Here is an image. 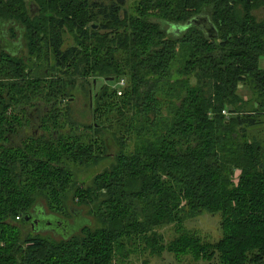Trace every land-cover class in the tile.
I'll return each mask as SVG.
<instances>
[{"label":"trees","instance_id":"obj_1","mask_svg":"<svg viewBox=\"0 0 264 264\" xmlns=\"http://www.w3.org/2000/svg\"><path fill=\"white\" fill-rule=\"evenodd\" d=\"M261 8L264 0H138L130 9L126 0H0V35L24 41L20 53L0 51V264H129L166 252L264 264ZM204 15L216 38L197 24L177 30ZM110 77L126 86L122 95L105 83L92 90L91 135L66 132L63 102ZM39 104L46 129L13 144L24 111ZM105 161L90 185L77 181V168ZM40 196L62 217L71 197L96 224L65 239H21L12 222L33 215ZM206 213L220 214V240L185 228Z\"/></svg>","mask_w":264,"mask_h":264},{"label":"rangeland","instance_id":"obj_2","mask_svg":"<svg viewBox=\"0 0 264 264\" xmlns=\"http://www.w3.org/2000/svg\"><path fill=\"white\" fill-rule=\"evenodd\" d=\"M101 1H109V0H101ZM138 0H126V7L130 9L134 3ZM31 8L35 10V6L33 4L31 5ZM256 14L259 19L264 17V8H261L260 10L256 11ZM205 16V15H204ZM208 18V17H207ZM175 26L172 25H165V28L170 30L171 32L175 30ZM3 30H6L5 27H2ZM17 32L20 34V27H17ZM177 30H181L179 26H177ZM20 39V38H17ZM67 44H71L73 40H71L70 35L66 38ZM14 40V39H13ZM18 40H8L6 33L5 37L0 35V51L1 50H7L9 52H12L14 54L20 53L24 47V41L22 40L21 45L17 44ZM95 86H92L90 84H86L84 88L79 87L78 90L74 93L73 96H71L70 102L67 104V102H63V112L65 110H71L72 112V122L68 121V118L62 119L61 123L63 124V128L66 132L72 133V134H79L82 136H89L91 135L92 131L91 128L87 127L93 123L95 120L93 111H92V96L94 93L92 90L97 91L101 85L109 84L111 85V90L116 86L118 87V90L120 88L119 80L118 81H107L106 79L102 80H95ZM126 86V80L124 79V85L122 87ZM122 92L123 90L120 89ZM241 91L245 96L248 98L250 97L251 91L249 89H246L244 87L241 88ZM12 95V94H11ZM122 95V94H120ZM13 96V95H12ZM19 99V96H17ZM117 99V98H116ZM116 103L117 101L114 100ZM43 105L39 104L35 107L27 108L24 113L26 115H23V119L25 122L24 130L20 132V135L18 137H15L12 140L13 144H17L29 136H41L42 131H44L46 128L42 127L41 121L46 118L47 116L42 115L41 109H43ZM13 112V111H12ZM12 112H10L11 117H15L12 115ZM51 126V125H50ZM88 134V135H86ZM112 140V139H111ZM110 144H113L108 148L109 154L114 155L117 147H115V144L113 141L110 142ZM109 144V145H110ZM112 161H105L101 165L96 166H82L75 170L77 181L80 183H83L84 186H88L91 184L92 179L94 176L102 171L104 168L110 165ZM67 208L69 209L70 214L66 215L65 217L58 216L50 212L46 201L39 197L37 200L36 207L33 211V215H31V218L27 221L14 220L12 222L14 225L17 226V229L20 232V238L24 239L26 236L32 233H38L43 236L49 237L53 240L58 239H65L79 231L83 226L93 223L96 224L95 219L88 215L86 213V210H83L80 208L77 202L73 201V199L70 197L67 202ZM220 214H204L201 217H198L196 219H190L188 222H186V229L195 231L197 234H199L204 240H207L209 242H214L217 240H220L222 237V232L220 227ZM65 223V224H64ZM172 231H167V239L171 238L173 236ZM181 257V258H180ZM178 259L172 254L166 252L164 253L162 257L156 258L153 257L150 262H144L143 258H131V262L129 264H201L203 263V260L194 261L192 260L193 257L189 255L180 256ZM204 264H209L208 261H205Z\"/></svg>","mask_w":264,"mask_h":264},{"label":"water","instance_id":"obj_3","mask_svg":"<svg viewBox=\"0 0 264 264\" xmlns=\"http://www.w3.org/2000/svg\"><path fill=\"white\" fill-rule=\"evenodd\" d=\"M192 24H197L201 26L203 31L206 33L207 36L211 37L212 39L216 38L215 36L217 35L215 26L211 23V21L205 17V16H199L194 20H190L186 23V25H180L179 27L181 29H184L185 27L191 26ZM107 81H114V77H110L106 79ZM96 81L94 80V86H95ZM31 218V215H26L25 220H29Z\"/></svg>","mask_w":264,"mask_h":264},{"label":"built area","instance_id":"obj_4","mask_svg":"<svg viewBox=\"0 0 264 264\" xmlns=\"http://www.w3.org/2000/svg\"><path fill=\"white\" fill-rule=\"evenodd\" d=\"M120 83H121V84H120ZM119 84H120V88H119V90H118V95L122 94V91H121L120 89H121V87L124 85V79H121L120 82H119ZM223 112H224L225 115L228 114L226 111H223Z\"/></svg>","mask_w":264,"mask_h":264},{"label":"crops","instance_id":"obj_5","mask_svg":"<svg viewBox=\"0 0 264 264\" xmlns=\"http://www.w3.org/2000/svg\"><path fill=\"white\" fill-rule=\"evenodd\" d=\"M201 264H204V263H201Z\"/></svg>","mask_w":264,"mask_h":264}]
</instances>
